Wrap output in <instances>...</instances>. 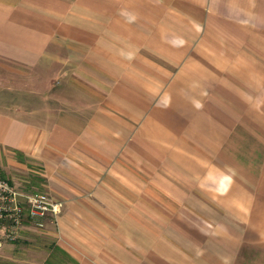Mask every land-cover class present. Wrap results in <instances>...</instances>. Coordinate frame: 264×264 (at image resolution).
I'll return each instance as SVG.
<instances>
[{"label":"crops","instance_id":"1","mask_svg":"<svg viewBox=\"0 0 264 264\" xmlns=\"http://www.w3.org/2000/svg\"><path fill=\"white\" fill-rule=\"evenodd\" d=\"M0 62V174L62 202L3 264H264V0H0Z\"/></svg>","mask_w":264,"mask_h":264},{"label":"built area","instance_id":"2","mask_svg":"<svg viewBox=\"0 0 264 264\" xmlns=\"http://www.w3.org/2000/svg\"><path fill=\"white\" fill-rule=\"evenodd\" d=\"M61 204L48 193L21 189L0 174V246L16 241L26 224L43 228L55 219Z\"/></svg>","mask_w":264,"mask_h":264},{"label":"rangeland","instance_id":"3","mask_svg":"<svg viewBox=\"0 0 264 264\" xmlns=\"http://www.w3.org/2000/svg\"><path fill=\"white\" fill-rule=\"evenodd\" d=\"M11 72L6 69V67L3 66V64L0 62V103L3 99V91L4 89L6 88L7 85L9 84H14V83H17L19 81H22L24 80L25 78L23 77H19L18 75H13V74H10ZM51 222H47L45 225H44V229L46 228H52L51 226H48V224H50ZM37 241L39 240V238L36 239ZM43 239L40 238L39 241H42ZM49 242V241H48ZM32 244H34L33 242H31ZM46 243V242H45ZM0 264H3V261H2V257H0Z\"/></svg>","mask_w":264,"mask_h":264}]
</instances>
